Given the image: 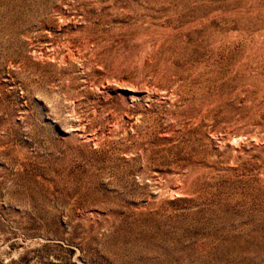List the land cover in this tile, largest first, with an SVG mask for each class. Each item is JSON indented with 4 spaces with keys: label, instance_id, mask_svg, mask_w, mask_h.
<instances>
[{
    "label": "rangeland",
    "instance_id": "1",
    "mask_svg": "<svg viewBox=\"0 0 264 264\" xmlns=\"http://www.w3.org/2000/svg\"><path fill=\"white\" fill-rule=\"evenodd\" d=\"M0 264H264V0H0Z\"/></svg>",
    "mask_w": 264,
    "mask_h": 264
}]
</instances>
